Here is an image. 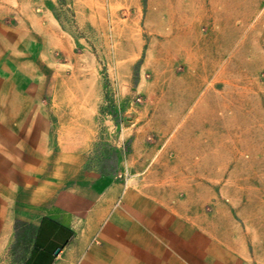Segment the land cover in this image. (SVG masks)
I'll return each instance as SVG.
<instances>
[{"label":"crops","instance_id":"crops-1","mask_svg":"<svg viewBox=\"0 0 264 264\" xmlns=\"http://www.w3.org/2000/svg\"><path fill=\"white\" fill-rule=\"evenodd\" d=\"M220 2L209 18L238 42L194 50L171 140L136 134L114 173L45 142L19 172L0 143V264H264V61L241 58L250 32L264 55V0Z\"/></svg>","mask_w":264,"mask_h":264},{"label":"rangeland","instance_id":"rangeland-1","mask_svg":"<svg viewBox=\"0 0 264 264\" xmlns=\"http://www.w3.org/2000/svg\"><path fill=\"white\" fill-rule=\"evenodd\" d=\"M222 5L0 0V143L19 159L1 167L21 172L30 142L47 143L52 160L78 149L95 166L112 152L118 158L128 152L136 134L151 143L171 140L174 92L192 81L186 66L194 50L204 46L206 55L218 57L238 42L220 32V20L209 18ZM250 33L240 55L249 67L264 61L254 50L258 34ZM226 57L234 59V51ZM257 253L264 263L263 248Z\"/></svg>","mask_w":264,"mask_h":264},{"label":"trees","instance_id":"trees-1","mask_svg":"<svg viewBox=\"0 0 264 264\" xmlns=\"http://www.w3.org/2000/svg\"><path fill=\"white\" fill-rule=\"evenodd\" d=\"M118 154L116 152L110 153L107 157L100 160V168L102 170H109V173H114L117 167Z\"/></svg>","mask_w":264,"mask_h":264}]
</instances>
